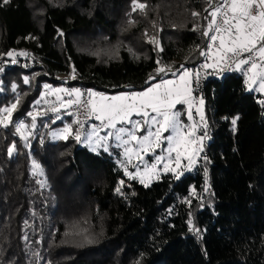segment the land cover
<instances>
[{
	"label": "trees",
	"instance_id": "trees-1",
	"mask_svg": "<svg viewBox=\"0 0 264 264\" xmlns=\"http://www.w3.org/2000/svg\"><path fill=\"white\" fill-rule=\"evenodd\" d=\"M138 2L147 5L143 13L132 11V0H0V108L20 97L13 124L0 127V264H264V106L242 72L204 76L198 91L208 141L179 180L163 173L144 187L115 164L118 148L93 152L49 136L72 123L69 112L60 120L40 115L31 127L27 113L40 107L43 82L56 83L57 73L67 88L117 92L169 76L157 67L199 59L206 0ZM10 50L28 55L13 64L3 55ZM19 120L32 133L27 141L16 133ZM33 160L43 176L33 175ZM121 179L122 194L115 191Z\"/></svg>",
	"mask_w": 264,
	"mask_h": 264
},
{
	"label": "snow or ice",
	"instance_id": "snow-or-ice-1",
	"mask_svg": "<svg viewBox=\"0 0 264 264\" xmlns=\"http://www.w3.org/2000/svg\"><path fill=\"white\" fill-rule=\"evenodd\" d=\"M4 4L9 0H3ZM208 7L205 9L207 15L206 29L202 35L207 37L209 43L206 50H201L200 55L204 56L210 63L201 65L202 69H213L217 74L226 69L233 68L241 71L246 77L245 84L249 90L264 93V0H206ZM145 3L132 0V11L139 9L142 13L146 9ZM199 16L200 13H193ZM134 23V21H130ZM63 35L62 32L59 33ZM147 35V33H146ZM33 38V37H29ZM149 43L158 45L155 37L149 38ZM3 55L12 57L11 63H17L15 57L27 56L28 53L20 51L17 53L11 50ZM157 64L160 61L157 60ZM182 69V71L180 70ZM172 75L174 79H161L158 83H153L143 91L120 92L115 95H108L96 92L92 89L82 92L80 88H53L49 84H44L46 90L41 92L40 99L35 102L39 105L48 95H55L59 107H51L53 113H60L61 109H71L75 107V113L68 115L75 116L72 123H66L63 128L52 133L53 138L68 140L74 139L77 143L88 146L91 151L97 152L100 149L108 152L112 141L116 148L123 149L124 160L117 163L123 169L124 175L132 180H139L144 187H148L153 179L159 180L160 173H173L175 179L179 180L184 171H190L199 161L204 152V140L208 138L207 120L204 112V100L202 97L193 95V82L199 86L200 72L192 71L180 66ZM3 68L0 67V72ZM171 71L170 66L157 67V74ZM75 68L73 67L72 79H75ZM155 80V76L149 77ZM24 83H29V77L23 78ZM17 85H12L13 92ZM61 94L67 96L64 99ZM20 97L10 106L0 108V127L7 128L13 124V113L17 110ZM259 103L264 106V100ZM186 106L185 113L189 123H184L181 119L182 113L177 110V106ZM85 110L87 119L99 121V124H91L90 130L85 128V122L79 119V109ZM47 115V112L29 111L31 117V127H36L37 117ZM199 117L197 120L196 117ZM134 117H140L135 119ZM60 120L61 116L56 115ZM231 120L232 130L235 132L237 120ZM73 125L78 127L73 128ZM28 125L24 120L15 123L16 133L27 141L32 135L27 131ZM203 129V134L198 132ZM83 130V131H82ZM102 130H107L101 135ZM138 133H143L139 134ZM165 133H169L165 135ZM167 147H163L164 145ZM134 145V146H133ZM157 149H161V154L155 155V161L151 164L147 162L145 156L149 153L155 154ZM15 151V144L9 147L8 153L12 155ZM133 159L138 163L133 165ZM204 159H207L204 157ZM187 161V165L183 161ZM162 164V168L159 165ZM129 165L135 167V172L129 171ZM143 165V168H141ZM183 169V170H180ZM33 175H44L41 165L32 161ZM207 181V169H205ZM43 186L44 182H40ZM124 180L119 181L115 189L121 193ZM208 190L207 183L205 191ZM191 196L200 198L193 188ZM185 203L191 204V199L185 198ZM191 216V214H189ZM27 224V221L25 222ZM189 231L197 234L199 238L200 229L195 227L191 218L188 220ZM27 240V235H25ZM85 243L95 242L88 236L84 237Z\"/></svg>",
	"mask_w": 264,
	"mask_h": 264
},
{
	"label": "rangeland",
	"instance_id": "rangeland-1",
	"mask_svg": "<svg viewBox=\"0 0 264 264\" xmlns=\"http://www.w3.org/2000/svg\"><path fill=\"white\" fill-rule=\"evenodd\" d=\"M11 51V50H10ZM20 52V51H19ZM19 56V55H18ZM8 59H10V60H12L13 58L12 57H8V56H6ZM17 57V56H16ZM15 57V59H17ZM20 57H22V56H20ZM23 58V57H22ZM27 65V64H26ZM187 69H189V70H191V67L190 66H188V67H186ZM181 71H182V69H180ZM166 72H168V73H170L169 74V76H164V77H161V78H158V81L157 80H155V81H153V82H151L150 84H148V85H146L145 86V88H141V89H131V90H129V89H122V90H118L117 92L115 91V92H104L105 94H108V95H115V94H118V93H120V92H128V91H143V90H145L147 87H149V86H151L153 83H158L161 79H174L175 77L172 75V73L173 72H176V70L175 69H171V72L170 71H166ZM3 75V74H2ZM1 75V76H2ZM242 75H243V73H242ZM55 77H56V83H46V82H43V85L44 84H49V85H51L53 88H60V87H64V88H67L66 86H65V84H63V82L64 81H62V82H60L61 80H62V77H66V75L64 74V73H57V74H55ZM243 78H244V81H245V79H246V77L243 75ZM66 79V78H65ZM71 88H73V87H71ZM71 88H68V89H71ZM90 89H92V90H94V91H96V92H102V91H99V90H95V89H93V88H90ZM246 90H248V91H252V92H254L255 94L256 93H258L259 94V96L257 97V100H264V93H260V92H257V91H254V90H249V88H248V86L246 85V88H245ZM87 90H88V88H87ZM44 91H46L44 88H43V86H42V90H41V92H44ZM41 92H40V95H41ZM62 96H63V98L64 99H68V97L67 96H64V94H61ZM193 95L195 96V97H200L199 96V94L198 95H196L195 94V92H193ZM40 97V96H39ZM45 98H47V100H51V101H54L55 100V102H57L56 101V96L55 95H48V96H46ZM58 103V102H57ZM59 104V103H58ZM38 108H36L34 111H36ZM177 110H179V111H181V113H182V116H181V119L184 121V123H189V121L187 120V116H186V114H184L185 113V110H186V106H177ZM135 119H140V117H134ZM54 119H56V117H53V120ZM196 119L198 120L199 119V117L197 116L196 117ZM20 121V120H19ZM26 124V123H25ZM90 127L91 126H89L88 127V130H90ZM62 128V126L61 127H59V128H54V129H51L50 130V132H49V136H51V137H53L52 136V133L53 132H56V131H58L59 129H61ZM107 130H102L101 131V135H104L105 134V132H106ZM139 134H143V133H138V135ZM169 133H165V135H168ZM203 133L201 132V131H199L198 132V135H202ZM207 141H208V138H206L205 140H204V145L207 143ZM80 144H82V143H80ZM134 146V145H133ZM88 147V146H87ZM111 147H115V142L114 141H112L111 142V144H110V147H109V149L111 148ZM163 147H167V145L165 144ZM89 148V147H88ZM90 149V148H89ZM118 150H119V157H117V158H115V164H117L118 166H119V168L122 170V172H123V169L120 167V165L117 163V161L118 160H124L125 159V157L123 156V149L122 148H118ZM90 151H91V149H90ZM161 149H157L156 150V152H155V154H152V153H149L147 156H145V159L147 160V162L149 163V164H151V163H153L154 161H155V155H159V154H161ZM203 157V153L201 154V157L199 158V159H201ZM136 163H138V161H136L135 159H133V165L134 164H136ZM200 163V160L198 161V163L197 164H199ZM183 164L184 165H187V161L185 160V161H183ZM196 164V165H197ZM133 165H129L128 167H129V171H133V172H135V167L133 166ZM196 165L190 170V171H184L183 172V174H186V173H188V174H190V172H193L194 171V169H195V167H196ZM159 167L160 168H162V164L161 165H159ZM141 168H143V165H141ZM180 170H183V169H180ZM164 172L163 171H161V173H160V175H162ZM171 175H173L174 176V174L173 173H170ZM123 175H124V172H123ZM124 177H126L125 175H124ZM175 177V176H174ZM127 179H129L128 177H126ZM121 180H123V179H121ZM120 180V181H121ZM138 182H139V180L138 179H136ZM154 180V179H153Z\"/></svg>",
	"mask_w": 264,
	"mask_h": 264
},
{
	"label": "built area",
	"instance_id": "built-area-1",
	"mask_svg": "<svg viewBox=\"0 0 264 264\" xmlns=\"http://www.w3.org/2000/svg\"><path fill=\"white\" fill-rule=\"evenodd\" d=\"M213 2H215V0H213ZM208 43H209L208 38L202 35V47L199 48L200 49L199 50V59L196 60L194 64L190 65L192 71H194V72L195 71H199L200 72L199 86L198 87L196 86L195 80L193 82V88H194V92H195L196 95L199 94V91L198 90H199L200 85L203 82L202 80H203L204 76H206L207 74L214 75V73H216V71H214L213 69H202L201 68V65H203L204 63H206V62L207 63H210L211 62V61H207L204 56H201L200 55V51L201 50H206ZM33 64H32V62H29V65L28 66H31V65L33 66ZM36 65H39V63H37ZM182 65L184 66V68L188 67L185 64H182ZM5 66H6L5 65V62L4 61H0V67H2L3 70L5 69ZM228 71H237V72H239L241 74V71L235 70L234 67L233 68L226 69L223 72H226L227 73ZM223 72H220V73H223ZM2 74H3V71L0 72V77H1ZM65 78L66 77H62V80L60 82L65 81ZM76 87L77 88H80L82 92H86V90H87V87H84V86H76ZM45 100L47 101V103H45L44 100H42V102L40 104V107L36 111H40L42 113L43 112H47V115L48 116L49 115H63L65 113H67V112H73V113H75L77 111V109L75 107H73L71 109H61V112L60 113H53V112L50 111V108L53 107V106L59 107V104L57 102H55V100L54 101H51V100H47V98H45ZM79 112H80L79 119H81L82 121H86L85 122V128L86 129L88 128L89 125H91L93 123L99 124V121H95L94 118L93 119H87L86 116H85V110L82 107L79 109Z\"/></svg>",
	"mask_w": 264,
	"mask_h": 264
},
{
	"label": "crops",
	"instance_id": "crops-1",
	"mask_svg": "<svg viewBox=\"0 0 264 264\" xmlns=\"http://www.w3.org/2000/svg\"><path fill=\"white\" fill-rule=\"evenodd\" d=\"M177 71V70H176ZM72 89V88H71Z\"/></svg>",
	"mask_w": 264,
	"mask_h": 264
}]
</instances>
